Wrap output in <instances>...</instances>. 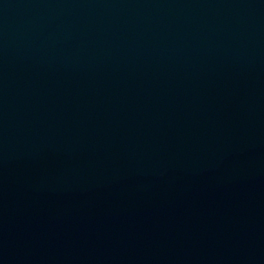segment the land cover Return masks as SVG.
Segmentation results:
<instances>
[{"label": "water", "instance_id": "obj_1", "mask_svg": "<svg viewBox=\"0 0 264 264\" xmlns=\"http://www.w3.org/2000/svg\"><path fill=\"white\" fill-rule=\"evenodd\" d=\"M0 264H264V0H0Z\"/></svg>", "mask_w": 264, "mask_h": 264}]
</instances>
